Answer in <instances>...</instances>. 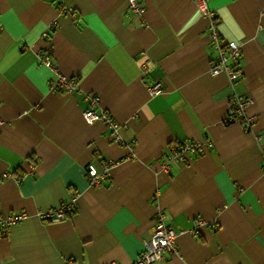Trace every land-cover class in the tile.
I'll use <instances>...</instances> for the list:
<instances>
[{
  "label": "crops",
  "instance_id": "0c3cea01",
  "mask_svg": "<svg viewBox=\"0 0 264 264\" xmlns=\"http://www.w3.org/2000/svg\"><path fill=\"white\" fill-rule=\"evenodd\" d=\"M140 1L139 17L128 0H0V213L28 214L0 232V264H134L157 208L182 230L162 264H264V0H206L220 39L240 44L232 86L209 73L196 0ZM38 50L74 92L50 89ZM88 93L124 143L84 118ZM234 93L251 100L247 129L226 122ZM204 138L212 147L164 167L172 146ZM102 160L115 165L90 184L84 167ZM73 193L65 219L36 215Z\"/></svg>",
  "mask_w": 264,
  "mask_h": 264
},
{
  "label": "built area",
  "instance_id": "2783aa9c",
  "mask_svg": "<svg viewBox=\"0 0 264 264\" xmlns=\"http://www.w3.org/2000/svg\"><path fill=\"white\" fill-rule=\"evenodd\" d=\"M199 10L207 17L209 24V37L215 46L216 56L211 60L209 66V73L211 75L224 74L229 84L232 86L234 82L240 77L239 57L240 44L234 40L223 41L220 39L216 29V20L214 14L207 5L206 0H196ZM126 11L135 16H142L144 13V6L140 0H128ZM261 13L264 15V1L261 8ZM37 62L49 69L54 76L50 81L49 87L53 92H68L72 93L76 90L75 80L71 77L60 73L52 57L45 50H38L35 53ZM142 67H145V62H142ZM162 83L160 81H153L147 85V91L150 96H156L162 91ZM86 97L90 106L83 111L84 118L92 123H102L110 132L114 142L124 143L119 136L120 123L106 110L99 107V96L88 93ZM250 98L241 93H234L230 97L231 111L226 117L227 123L244 122L246 129L250 126V120L246 116V109L250 103ZM212 147V141L208 138L200 140H190L181 142L178 145L172 146L166 157L167 167L168 163L177 164L185 160L188 155L201 154L206 148ZM264 159V155H263ZM115 165L111 160H102L97 163L89 162L85 165V176L90 184L98 183V179L104 177L109 170ZM264 170V165H263ZM77 194H71L66 199L60 202L55 207H50L38 210L36 215L44 220L50 222H57L65 219L67 211L73 210L76 207ZM28 214L24 211H11L9 213H0V232L5 235L13 224H16L26 218ZM165 214L160 209L156 210V217L152 223L151 232L147 239L143 241L144 247L136 258L134 264H162L166 253L177 252L175 244V237L182 230L177 231L165 223ZM197 225H203V220H197ZM211 226H215L213 223ZM188 232L195 234V228L189 229ZM108 264H117L110 262Z\"/></svg>",
  "mask_w": 264,
  "mask_h": 264
}]
</instances>
